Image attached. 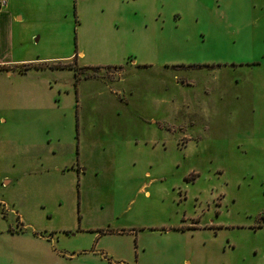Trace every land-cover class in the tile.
<instances>
[{"label": "rangeland", "instance_id": "374dc122", "mask_svg": "<svg viewBox=\"0 0 264 264\" xmlns=\"http://www.w3.org/2000/svg\"><path fill=\"white\" fill-rule=\"evenodd\" d=\"M24 7L0 264H264V0Z\"/></svg>", "mask_w": 264, "mask_h": 264}, {"label": "crops", "instance_id": "0c3cea01", "mask_svg": "<svg viewBox=\"0 0 264 264\" xmlns=\"http://www.w3.org/2000/svg\"><path fill=\"white\" fill-rule=\"evenodd\" d=\"M32 0H5V6L0 7V80L12 87V77L25 74L29 69L26 51L23 49L31 26L30 16L25 13ZM97 32V26H92ZM76 39H81V33L76 32ZM83 55V50L76 51ZM25 67V68H24ZM21 68L22 71L19 70ZM5 119L0 116V121Z\"/></svg>", "mask_w": 264, "mask_h": 264}, {"label": "built area", "instance_id": "2783aa9c", "mask_svg": "<svg viewBox=\"0 0 264 264\" xmlns=\"http://www.w3.org/2000/svg\"><path fill=\"white\" fill-rule=\"evenodd\" d=\"M5 6V0H0V7Z\"/></svg>", "mask_w": 264, "mask_h": 264}, {"label": "trees", "instance_id": "16d2710c", "mask_svg": "<svg viewBox=\"0 0 264 264\" xmlns=\"http://www.w3.org/2000/svg\"><path fill=\"white\" fill-rule=\"evenodd\" d=\"M26 67L29 68V66H26ZM24 68H25V67H24ZM88 68H89V67H88ZM19 70L22 71L21 68H19ZM91 76H92V75H85V77H91Z\"/></svg>", "mask_w": 264, "mask_h": 264}, {"label": "flooded vegetation", "instance_id": "af4514ba", "mask_svg": "<svg viewBox=\"0 0 264 264\" xmlns=\"http://www.w3.org/2000/svg\"><path fill=\"white\" fill-rule=\"evenodd\" d=\"M252 64H255L254 62H252Z\"/></svg>", "mask_w": 264, "mask_h": 264}]
</instances>
